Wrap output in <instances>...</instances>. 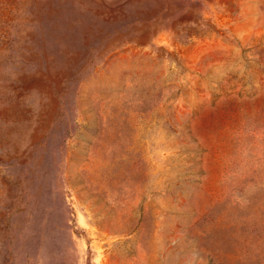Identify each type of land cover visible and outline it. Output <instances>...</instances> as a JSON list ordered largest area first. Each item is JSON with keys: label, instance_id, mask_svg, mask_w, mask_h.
<instances>
[{"label": "rangeland", "instance_id": "1", "mask_svg": "<svg viewBox=\"0 0 264 264\" xmlns=\"http://www.w3.org/2000/svg\"><path fill=\"white\" fill-rule=\"evenodd\" d=\"M0 264H264V0H0Z\"/></svg>", "mask_w": 264, "mask_h": 264}]
</instances>
